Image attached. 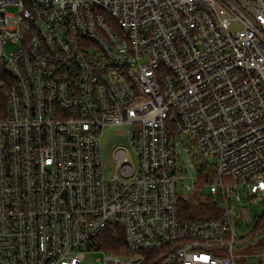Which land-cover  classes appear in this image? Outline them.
I'll return each mask as SVG.
<instances>
[{
  "label": "built area",
  "instance_id": "2783aa9c",
  "mask_svg": "<svg viewBox=\"0 0 264 264\" xmlns=\"http://www.w3.org/2000/svg\"><path fill=\"white\" fill-rule=\"evenodd\" d=\"M121 125L136 161L107 177ZM204 183L213 215L184 219ZM243 194L264 199V0H0V264H239Z\"/></svg>",
  "mask_w": 264,
  "mask_h": 264
},
{
  "label": "rangeland",
  "instance_id": "374dc122",
  "mask_svg": "<svg viewBox=\"0 0 264 264\" xmlns=\"http://www.w3.org/2000/svg\"><path fill=\"white\" fill-rule=\"evenodd\" d=\"M10 11H14L13 6L9 7ZM239 24L233 26V29H238ZM19 44L12 43L11 41L7 44V50L11 51L17 49ZM128 127L126 125L121 126H107L103 133L101 154L104 160L105 173L107 177H111L116 171V152L119 149L126 150L133 162L136 161L135 156L131 152L129 144V137L127 133ZM201 163L197 160L193 163L192 159H189V164L192 170L196 173V166ZM187 182H192L189 179ZM191 198L188 200L189 204L193 209H197L199 202L203 201L204 198L211 195L210 189L207 183L203 186L199 185L194 187L188 192ZM239 210L241 211L243 218L238 224V234L242 236V240H246L243 248V257L239 264H261L264 259H260L254 250L260 240H263L264 234H259L256 229L258 216L264 212V199H248L243 194L242 202L239 204ZM100 252L88 251L84 264H99V258L101 257Z\"/></svg>",
  "mask_w": 264,
  "mask_h": 264
},
{
  "label": "trees",
  "instance_id": "16d2710c",
  "mask_svg": "<svg viewBox=\"0 0 264 264\" xmlns=\"http://www.w3.org/2000/svg\"><path fill=\"white\" fill-rule=\"evenodd\" d=\"M213 202L209 197L203 199V201L199 202L197 209H193V207L189 204L188 201L181 203V213L184 219L194 220L200 219L204 217H210L214 213ZM116 238L113 234L104 235V239H101L100 244L102 247L108 250L116 251Z\"/></svg>",
  "mask_w": 264,
  "mask_h": 264
}]
</instances>
